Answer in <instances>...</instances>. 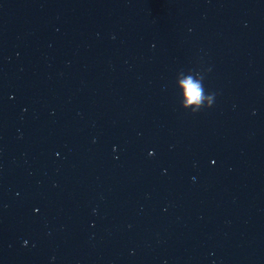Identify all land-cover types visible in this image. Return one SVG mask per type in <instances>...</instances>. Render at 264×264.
Here are the masks:
<instances>
[{
    "label": "water",
    "instance_id": "1",
    "mask_svg": "<svg viewBox=\"0 0 264 264\" xmlns=\"http://www.w3.org/2000/svg\"><path fill=\"white\" fill-rule=\"evenodd\" d=\"M0 264H264V0H0Z\"/></svg>",
    "mask_w": 264,
    "mask_h": 264
},
{
    "label": "clouds",
    "instance_id": "2",
    "mask_svg": "<svg viewBox=\"0 0 264 264\" xmlns=\"http://www.w3.org/2000/svg\"><path fill=\"white\" fill-rule=\"evenodd\" d=\"M187 94L191 100L197 101L200 95L199 85H194V84L189 83L187 87Z\"/></svg>",
    "mask_w": 264,
    "mask_h": 264
}]
</instances>
